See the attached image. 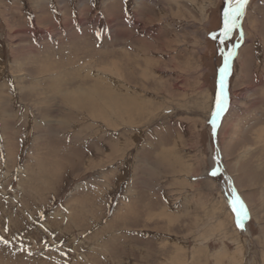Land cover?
<instances>
[{
    "label": "rangeland",
    "instance_id": "obj_1",
    "mask_svg": "<svg viewBox=\"0 0 264 264\" xmlns=\"http://www.w3.org/2000/svg\"><path fill=\"white\" fill-rule=\"evenodd\" d=\"M228 7L0 0V264H264V0Z\"/></svg>",
    "mask_w": 264,
    "mask_h": 264
},
{
    "label": "snow or ice",
    "instance_id": "obj_2",
    "mask_svg": "<svg viewBox=\"0 0 264 264\" xmlns=\"http://www.w3.org/2000/svg\"><path fill=\"white\" fill-rule=\"evenodd\" d=\"M248 0H229V7L225 10L226 22L223 29V36L227 37L228 33L232 31L233 28L237 27L239 20L238 17L242 16L244 12V8ZM234 55L233 51H229L228 54L224 58V66L220 69L221 76L219 81V90L216 97L215 108L212 113L211 123L213 125V132H215L216 122L221 116L223 112L227 110L229 105V95L226 87V77L229 74L230 65L229 61ZM216 174L215 171L212 173ZM233 205V210L237 214V225L243 228V224L241 223V214H243V218H247V210L243 201L238 195H234L232 200L230 201ZM236 205H239V209L236 208Z\"/></svg>",
    "mask_w": 264,
    "mask_h": 264
},
{
    "label": "bare ground",
    "instance_id": "obj_3",
    "mask_svg": "<svg viewBox=\"0 0 264 264\" xmlns=\"http://www.w3.org/2000/svg\"><path fill=\"white\" fill-rule=\"evenodd\" d=\"M87 66V65H86ZM214 161V160H213ZM229 189H230V193H231V195H237L236 194V192H235V189L233 188V186L230 184V187H229ZM228 197V196H227ZM237 209H239V205H237Z\"/></svg>",
    "mask_w": 264,
    "mask_h": 264
}]
</instances>
